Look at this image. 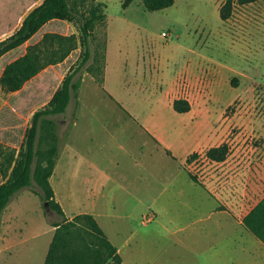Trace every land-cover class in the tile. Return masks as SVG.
<instances>
[{"label": "rangeland", "instance_id": "1", "mask_svg": "<svg viewBox=\"0 0 264 264\" xmlns=\"http://www.w3.org/2000/svg\"><path fill=\"white\" fill-rule=\"evenodd\" d=\"M41 1L0 0V39L16 31L23 16ZM105 1V22L95 28L91 40V69L81 74L66 112L48 118L58 138L60 166L54 188L66 212L76 209L69 196L81 201L88 194L82 183L87 163L81 170L79 159L111 155L114 136V190L108 193L114 198V221L104 218L101 223L119 248L122 264H264V246L249 232L246 237L242 229L235 230L227 213H216L212 229L207 221V234L194 233L198 213L207 214L217 202L186 172L204 186L211 179L216 196L237 188L239 177L247 186L257 178L253 165L264 159V0L235 3L225 21L219 16L224 0H177L153 12L141 0L125 9L122 0ZM27 2L19 12L16 7ZM46 32L79 35L73 22L46 24L0 58V75ZM103 43L104 81L99 86L93 75L100 74L94 66L101 63L94 64L93 57L102 59ZM80 54L79 47L18 92L0 88L2 144L19 150L32 114L49 102ZM176 99L188 101L190 110L175 112ZM222 143L229 146L227 159L242 144L248 159L245 172L205 157L210 147ZM193 153L196 156L186 161ZM168 180L174 189H163ZM10 202L19 216L13 225L20 231L3 232L0 226V264H42L54 232L51 223L59 217L31 187ZM227 208L219 201L218 209Z\"/></svg>", "mask_w": 264, "mask_h": 264}, {"label": "trees", "instance_id": "2", "mask_svg": "<svg viewBox=\"0 0 264 264\" xmlns=\"http://www.w3.org/2000/svg\"><path fill=\"white\" fill-rule=\"evenodd\" d=\"M42 0L31 8L12 34L0 39V58L21 47L46 24L52 21L73 22L78 27V37L72 34L46 32L34 44L27 45L25 52L5 65L0 75V88L12 94L40 74L48 66L66 60L77 48L81 54L67 70L59 86L49 102L34 111L27 126L23 142L16 149L0 142V214L8 206L12 197L20 190L31 187L33 194L39 195L48 203L51 211L59 217V221L51 223L54 232L48 246L43 264H122V257L117 247L110 241L93 215L80 213L68 219L60 204L54 198L50 183L58 156V138L55 127L49 117L64 114L70 103L72 93L80 84V76L92 58L91 40L94 30L104 24L106 14L105 3L95 0ZM134 0H122L125 9ZM258 0H224L219 8L222 21L227 20L233 12L235 3L248 5ZM147 11H160L171 7L175 0H141ZM28 2L16 8L21 12ZM17 12V11H16ZM55 47V48H53ZM102 59L93 57L94 66L100 74L93 77L99 86L103 85V67L105 65V43H103ZM95 70V69H94ZM172 108L177 113H186L190 104L183 99H176ZM47 147L42 148L43 143ZM39 145V146H38ZM229 152L227 143L210 147L205 157L211 161L222 162ZM193 153L186 161L195 157ZM189 177L197 182L194 174L188 171ZM242 224L264 245V197L244 216Z\"/></svg>", "mask_w": 264, "mask_h": 264}, {"label": "crops", "instance_id": "3", "mask_svg": "<svg viewBox=\"0 0 264 264\" xmlns=\"http://www.w3.org/2000/svg\"><path fill=\"white\" fill-rule=\"evenodd\" d=\"M98 1L106 3L105 0H98ZM176 2L177 0H175L174 4ZM110 141H111V150H112L111 155H107L105 157H95V158L86 157V159L82 157V159H79L78 165L81 170L84 166L83 163L84 162L87 163V165H85V167H87L84 172L85 174L82 175V183L88 194L85 197V199H81V201L74 199L73 196H69L67 198V200L76 207V209L71 213L68 214L66 212L64 204L62 203V199L58 196L54 188V182H56V172L60 166L58 164V160H59L58 156L54 166L53 174L50 177V183L54 191V198L60 204L61 208L64 211L65 216L68 219H71L77 214L89 213L93 215V217L97 220L98 224L101 226L103 230L104 228L101 223V219L104 218L112 219L114 221V214H113L114 198L112 194H108L109 192H112L114 190V171H113L114 136H111ZM242 150L243 147L241 144L238 147L237 151H235L228 159L225 158V160L222 161L224 168L229 169L231 167L238 169L240 172L241 171L245 172L248 159H247V155L242 154L243 153ZM165 152L167 155L171 156V158H174L168 150H165ZM253 168L257 172V178H255L254 180L252 179L249 186L246 185V182L244 181L243 177L242 179L239 177L237 188L235 187L229 188V190H227L226 193L224 192L225 194L217 193L218 196L214 194L213 186L210 184L211 179L208 178L207 182L205 183L206 186H204L203 184H201L199 180H198L199 183L193 181L189 177L188 170L185 168V170H187L186 172L188 174L190 181L193 184L201 186L203 191L207 194V196H209V198H211L213 201L217 202V205H213L211 207L210 212H208L207 214L202 213V215H200V213H198V217L195 220V224H194L195 226L193 228L194 233H196L197 235H199L200 233H204V235L207 234V232L209 231V224L207 221L211 220L212 222L211 229H212V227H214V216L216 215V213L221 212V213H227L228 215L227 221L228 222L233 221L235 224L234 228L236 227L235 230H237V227L242 229L243 230L242 232H245L243 234L247 237L249 231L242 224V219L264 197V159H262L261 161H257V164L253 165ZM163 186H164L163 189H174V183L171 180L166 181ZM122 187H123L122 189L128 191L125 185ZM257 196L259 197L256 198ZM254 198H256V201L253 203V205L246 212L241 214L242 213L241 208L245 207L249 203V201L253 200ZM219 201H223L224 205L227 206L228 208L218 209ZM11 202H9L8 206L1 213L0 226L3 232L13 231L14 233H17L20 230L16 225H13V222H15L19 216L17 213L13 212V207H11ZM84 205L90 206L89 207L90 210H82L84 209L83 208ZM231 211L235 212L234 216L231 215ZM223 222H226V220H223ZM217 223L220 225V221H218ZM229 227H231V225H229ZM52 229L54 228L53 227L50 228L51 233L53 232ZM104 232L106 233L105 230ZM106 235L108 236L107 233ZM51 238L48 242V246L51 241ZM108 238L110 239L109 236ZM110 241L112 242L111 239ZM117 249L119 251L118 247Z\"/></svg>", "mask_w": 264, "mask_h": 264}, {"label": "water", "instance_id": "4", "mask_svg": "<svg viewBox=\"0 0 264 264\" xmlns=\"http://www.w3.org/2000/svg\"><path fill=\"white\" fill-rule=\"evenodd\" d=\"M44 206H45L46 209H47V207H48V203H47V202H44Z\"/></svg>", "mask_w": 264, "mask_h": 264}]
</instances>
